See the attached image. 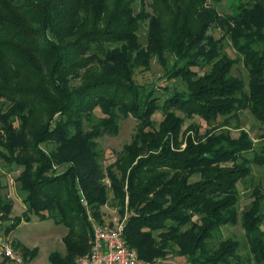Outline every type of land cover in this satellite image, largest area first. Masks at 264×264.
Listing matches in <instances>:
<instances>
[{
	"label": "trees",
	"instance_id": "16d2710c",
	"mask_svg": "<svg viewBox=\"0 0 264 264\" xmlns=\"http://www.w3.org/2000/svg\"><path fill=\"white\" fill-rule=\"evenodd\" d=\"M235 9L220 15L212 0H0V160L21 171L26 221L67 229V256L54 253L51 264H74L91 248L81 195L102 224L109 203L126 218L127 246L145 264L171 254L187 264H245L241 242L221 235L238 224L255 264H264L261 185L239 209V185L264 168V144L231 123L249 111L264 124V0ZM153 59L185 90L140 85L136 75ZM239 63L246 79L234 75ZM130 116L133 141L104 166L97 141ZM195 117L206 130L187 125Z\"/></svg>",
	"mask_w": 264,
	"mask_h": 264
},
{
	"label": "rangeland",
	"instance_id": "374dc122",
	"mask_svg": "<svg viewBox=\"0 0 264 264\" xmlns=\"http://www.w3.org/2000/svg\"><path fill=\"white\" fill-rule=\"evenodd\" d=\"M240 1L245 0H219L218 2L212 0V3L220 15H235V7ZM147 10L149 11V7ZM145 31V28L142 29L140 34L145 36ZM215 36L220 38L222 34L218 31ZM225 50L233 57L236 56L235 51L231 48L228 41L225 42ZM233 72L235 76H241L244 79L247 78V71L242 63H239ZM136 81L140 85L146 86L149 89L156 88L161 94L164 93V87H168L170 90L175 88L178 90H185V85L182 81H168L164 79V70L159 65L157 59L152 60L151 69L149 71L139 72L136 75ZM163 99L164 96L162 100ZM96 115L101 117L102 114L98 111ZM178 115L182 117L184 116L181 113H178ZM163 119V113L158 112L154 117V125L158 126ZM192 123L201 126L202 131L206 130L203 121L199 117L187 120L188 126ZM231 123L233 125H239L240 128L249 132L251 137L256 141L257 147L264 144V141L262 140L264 138V124L258 122L249 111L241 113L239 119L234 118ZM137 124V120L131 116L128 118H121L120 128L116 136H105L97 141L98 147L103 153L102 161L104 166L112 164L118 158L120 153L124 151V148L131 144L138 130ZM233 134L238 135V131H233ZM248 156L250 158L253 157L251 154H248ZM253 168V175L251 178L249 177L245 182L239 185V192L241 196L239 203L240 213L252 204L254 199L252 197V193L258 185H261L264 191V168L259 166H254ZM20 172L21 171L11 170L9 165L0 160V185L4 186L1 190V198L12 205L9 215H7L9 220L6 221V223L0 221V227L4 228V226H9L14 223L15 219H21L20 225H18L9 235L6 236L3 231H0V263L4 259H7L4 255V244L5 246L10 244L11 247L24 257L27 264H51L50 257L54 253H58L63 258H66L67 249L64 244V236L67 234V229L63 225L56 224L54 220L42 221L35 216H32L31 221H26L24 216L26 214L27 207L24 203V194L20 191L19 184L16 181ZM109 183L110 182L107 181V184ZM85 209L88 215V223L91 227L89 219L91 217L95 220V218L92 215L89 206ZM102 212L104 214V222L102 224L100 221L95 220L97 223L111 227H117V225L122 224L125 226L126 218L121 217L118 210L111 207L110 203L103 207ZM1 216L2 215L0 213V217ZM221 230L222 238H233L234 240H239L241 242L242 247L239 255L243 261L248 260V262L245 261V264H255V261L249 251L247 239L242 226L240 224L235 226H226ZM262 230L264 231V224L262 226ZM212 243L217 245L218 241L215 239ZM89 244L91 246V240ZM90 249L88 253L90 252ZM26 252L28 254L27 258L25 257ZM88 253L83 256H79L75 260L74 264H77L82 258L87 256ZM187 260V258L177 257L171 254L167 260L157 264H185Z\"/></svg>",
	"mask_w": 264,
	"mask_h": 264
},
{
	"label": "built area",
	"instance_id": "2783aa9c",
	"mask_svg": "<svg viewBox=\"0 0 264 264\" xmlns=\"http://www.w3.org/2000/svg\"><path fill=\"white\" fill-rule=\"evenodd\" d=\"M81 204L88 208L87 199L81 195ZM93 238L90 253L77 264H145L137 253L127 246L124 238V224L111 227L97 223L91 217ZM4 255L11 264H27L24 257L11 245H3Z\"/></svg>",
	"mask_w": 264,
	"mask_h": 264
}]
</instances>
